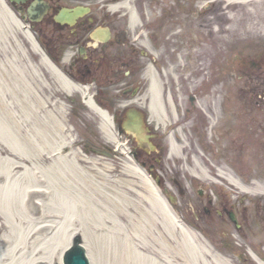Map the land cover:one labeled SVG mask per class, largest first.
<instances>
[{
    "label": "rangeland",
    "instance_id": "1",
    "mask_svg": "<svg viewBox=\"0 0 264 264\" xmlns=\"http://www.w3.org/2000/svg\"><path fill=\"white\" fill-rule=\"evenodd\" d=\"M122 1H127V5L120 6L118 3ZM246 1L234 3L232 6L225 0L223 2L220 0V2L212 3L209 10L204 6L205 3H209L208 0L66 1L69 7L77 4L90 5L93 9L92 15L97 17L99 25L110 24L113 26L117 38L121 41L138 45V47H142L141 45L150 46L159 58L168 59L169 62L174 63L173 72L175 75L172 80L176 88L175 99L178 102V113L173 120L172 114L166 111L163 126L154 127L156 121L147 124L150 128L154 127L150 133L156 134L154 135L156 138L150 139L162 146L163 156L160 158V164H158V153H146L143 158L148 163L153 164L155 168H158V171L165 176L167 181H172L171 187L174 192L173 184L181 185L178 174L184 176L182 180L186 188L182 187V190L179 188V192L172 194L184 216L195 221L196 230L199 233L196 238L197 242L200 241L207 248L209 245L211 251L222 254L232 264H257L250 256V251L256 255L258 254V259L264 262V199L260 198L262 195L255 197L254 192L239 191L236 194L228 186H221L213 171L217 170L216 168L220 166L219 163H222L223 166L229 164L231 177L238 180L242 186H264V151L262 150L261 154L259 152L260 157L258 159L251 160L252 147L245 145L238 151L239 159L236 156L235 159H231L229 162H221L217 156L208 153L201 131L194 130L197 125L204 122L198 120V124H196L197 122L193 121L195 108L186 114L184 109L190 105L188 97L193 95L195 96L194 105L200 106L204 110L206 107L220 106L218 118L216 119V116L210 119V121L217 122L218 120L219 122L223 113L231 111L233 107L260 106L254 103V96L252 97V93L247 86L253 84L254 78H261L255 75L259 73V76H261L262 74L258 71V68H264V33L259 28L260 17L264 15V0ZM115 6L120 7L110 8ZM251 7H255L257 10L254 17L247 13V10ZM129 8L134 10L138 17V25L134 28L129 26ZM259 12L262 14H259ZM257 14L260 17H257ZM225 18H228V21ZM248 23L252 24L257 31L254 33L248 29L244 31V26ZM40 25L44 27L41 35L45 40L51 38V41L56 43L58 35L54 33L55 31H52L46 24L41 23ZM27 30H29L27 24L19 21L7 9L4 1L0 0V77L8 81L14 88L9 90L2 87V92H11L12 97L10 98V104L0 106V132L2 134L5 131L2 130L3 124L12 120L14 127L8 132L12 135L9 141L14 149L13 151H18L17 153L16 151H10L0 140V170H2V161L5 157H9L13 160V163L20 165V167L13 170L18 174L26 168L40 164L41 159L38 155L33 161L26 159L29 151L28 142L31 134L34 133L31 139L38 147L41 145L42 140L38 135L37 127L41 126L44 110L48 109L53 110L64 125L61 131V136L64 143H66L64 154L72 150L76 156L88 159L87 165H89V160L92 159L94 162L90 165L100 170L107 167L103 164H109L103 175L105 176L104 180L109 182L108 185H113L114 177L121 174L124 165L134 166L129 158V149L133 148L139 154H143L142 151L136 146L135 139L129 135L119 137L114 142L111 141L113 149L111 148V142L104 139L99 128L102 118L85 104L86 98L82 93L72 91L71 96V92L68 94L61 88L55 76L43 63L41 52L32 48V44L26 36ZM67 34V31L62 30L60 35L66 36ZM33 37L36 40L35 34ZM173 47L176 52H171L168 58V53ZM188 48L193 49L196 55L207 53L208 59L205 62L202 61V64L196 60H191V56L186 57V53L183 54ZM217 50L220 52L219 56H216ZM253 67L254 70H252ZM195 68L200 69V76L194 79V83L190 87V77L193 76ZM221 69L223 70L222 76L220 74ZM188 72H191L189 77L187 76ZM217 77H219V81ZM256 96L257 100L264 101L263 94ZM69 97L70 99L73 97L70 103ZM39 99H42L43 102L46 100L49 106L38 104ZM53 101H55L54 104H52ZM31 105L35 111L33 120H30L28 115ZM55 107H58L57 110ZM100 107L103 108L102 105ZM165 107L168 108L166 101ZM214 111L216 113V110ZM143 112L145 115L147 114L145 110ZM228 124H230L229 121ZM211 129L214 130L213 125ZM169 138H172L184 149H182L181 156L177 159L171 157V155L175 158L177 156L170 152ZM73 139H75L74 143H72ZM206 139L209 140L207 137ZM215 144L216 140L214 139L211 145ZM114 149H117V151L115 152ZM95 150H108L111 151L113 156H99L94 152ZM194 158H197L200 167L206 170V175L196 180L197 184L191 182L194 177L190 175L191 172L188 170V168L195 165ZM102 165L103 167H101ZM134 180L137 181V178L135 177ZM114 185L120 188L119 185ZM197 185H202L201 188L204 191L207 189L206 187L211 189L208 195L213 198V204L206 205L210 209L208 214H205L202 210V206L207 204V200H201L193 187ZM114 190L117 194V198L114 200L118 203L119 198L122 200L121 196L124 193L121 192L122 188ZM44 192L39 193L45 196ZM46 192L48 193L47 196H42L43 210L46 217L53 221L52 226L44 231L47 227L43 225L41 231V227L36 226L38 220L29 216L22 217L24 221L22 230H27L30 224L29 236L26 238V244H31L29 246L30 263L38 258L39 254L42 255L44 252L49 251L48 245L55 240L53 235L58 226V220L61 219L53 200L54 192L52 190ZM125 195L129 196L137 206L131 204L130 207L138 210L147 209V202H143L133 191H129ZM160 206H163L166 211L163 203L159 202L158 207ZM223 206L232 207L241 227L236 229L228 218H222L216 212V209H222ZM133 208L130 209V213L136 216ZM39 212L40 210L37 211V214ZM117 212L119 213L117 209H113L110 213L116 217ZM159 219L158 215H154V225L151 226L145 237L147 246H142L141 241L136 238L139 242L137 246L142 252L154 251L152 253L159 256H162L161 252H164V254L171 253L175 264H188L181 260L182 257L177 246V242H179L177 238L181 239L179 227L174 226L173 236L175 238L172 239L171 235L163 232ZM127 220L129 219L127 218ZM127 220H124V222H127ZM124 222L122 221L126 225ZM77 225L78 218L70 217L68 228L74 232L73 229ZM118 228L122 233L126 229L129 230L130 225L128 224L126 229L121 228L119 225ZM217 228L221 229L218 236ZM108 230L114 237L117 236V229L111 230L108 228ZM129 233H132V230H129ZM224 237H231L232 243ZM63 239L65 240L66 236H63ZM221 239L224 241L221 242ZM161 245L163 251H161ZM14 249L15 257L27 253L26 249L23 251L18 250L16 247ZM57 251L54 252L55 257L59 255ZM101 260L105 263L106 261H112L109 252L106 251V255Z\"/></svg>",
    "mask_w": 264,
    "mask_h": 264
},
{
    "label": "bare ground",
    "instance_id": "2",
    "mask_svg": "<svg viewBox=\"0 0 264 264\" xmlns=\"http://www.w3.org/2000/svg\"><path fill=\"white\" fill-rule=\"evenodd\" d=\"M225 1L232 4V6L236 2H240V0ZM217 2H220V0H213V3ZM13 4L16 6L17 10H21L20 5L22 3L13 2ZM118 4L124 7L127 5V1H122ZM120 6L110 8L116 9ZM256 12L257 10L255 7H251L247 10V13L252 17L255 16ZM259 14L262 13L259 12ZM257 17L260 16L257 14ZM128 18L131 28L138 25L137 14L134 10H130V8ZM263 18L264 15L260 17L261 21L259 23V28L262 33H264ZM225 19L228 21V18ZM247 29L252 33L257 31L250 23L244 26V31ZM26 36L32 43V48L40 51L38 45H35L36 42L29 31H26ZM185 53L186 52L183 54ZM217 55H220L219 50L216 51V56ZM157 57L158 55L154 53L153 59ZM191 60H196L194 51L191 53ZM42 61L55 76L62 89L67 93L77 89L85 96L86 105L96 111L102 118L101 130L103 131L104 139L114 140L110 115L103 109L98 108L91 97L88 96L87 92L74 86L63 78V76L44 59ZM152 66L149 65L144 74V78L147 82L146 90H142L141 93L139 92L137 95L133 96L132 99L135 100L134 103H137L139 106L145 105V108L150 114V121L153 119L156 120L157 123L164 124V111L170 112L176 117L171 103L170 107H165V101L168 105V101L175 99L176 88L173 86L171 90L169 87L170 84H168L170 83L169 79L166 76L164 78L162 75L158 74L154 66ZM195 72H198L197 68H195ZM187 76H191V72H188ZM2 87L9 90L14 89L8 81L0 77V106L3 104H10V98L12 97L11 92H2ZM170 90L172 92L169 93ZM175 101L176 99L174 103L178 111V102ZM54 103L55 101H53L52 104ZM38 104L49 106V103L46 100L43 102L42 99L38 100ZM55 108L57 110L58 107ZM135 114L136 121L134 122H136V124L137 122L141 124L139 121V119H141L140 114ZM28 115L30 120L35 118V111L32 105L28 110ZM42 120L41 126L37 127L38 135L40 140H42L41 145L38 147L34 144L35 142L31 139L34 136V133H32L28 142V155L26 156L27 160L33 161L38 155L41 159L40 164L34 165L31 168H26L18 174L13 170L20 167L19 164L13 163V160L9 157H5L2 161V170H0V264H32L37 261L33 260L30 263L29 246L31 244H26V238L29 236L28 231L30 230V224L27 230H22L24 225L22 217H36L38 220L36 226H40L41 231L43 230V225L47 227L44 231L52 226L53 221L46 217L44 210L40 207V205H43V198L39 192L47 190H52L55 194L53 200L56 204V211L60 214L61 219L58 220V226L53 235L55 240L48 245L49 251L44 252L40 256V260L48 261L53 257L55 251H63L66 248L70 235L73 233L72 229L70 230V228H68L69 219L70 217H76L78 218V225L73 230L74 232L80 231L82 233L91 264H175L173 257H171V253L164 254V252H161L162 256H159L158 254L152 253L154 252L152 251L149 256L139 251L137 247V243L139 242L134 241V238L137 237L141 241L142 244H140L142 246H147L145 237L151 226L154 225V215L160 217L159 220L163 232L171 235V237H173L172 239L175 238L173 236L174 226H177L168 211L166 210V212L161 206L158 207L160 199L149 180L140 170L130 165L123 166L121 174L113 179V183L119 185L120 188H117L114 184L108 185L109 182L104 180L105 176L103 175V171L90 165L94 162L92 159L89 160V165H87L88 159L76 156L72 150L64 154L66 143H64L61 136L64 125L53 110L45 109ZM3 125L2 130L5 131L2 134L0 132V140L10 151H16L17 153L18 151H13L14 149L10 145L9 138L12 137V135L8 133L13 129L14 123L10 120ZM33 129H35V127H33ZM169 144L170 152L177 156L175 158L171 155V157L174 159L179 158L184 150L182 146L174 142L172 138L169 140ZM194 162L195 165L188 168V170L192 175L202 178L206 175V170L200 167L197 158H194ZM104 165L107 166L105 168H108L109 164L105 163ZM220 175L225 176L229 182L235 184L238 190L254 192L256 196H260L264 193V186H242L234 179L229 178L226 173L222 174L221 172ZM135 177L137 181L134 180ZM121 188V192L124 194L121 196L122 200L119 198V202L116 203L114 199L117 198V194L114 189L118 190ZM129 191H133L143 202H147V209L138 210L130 207L129 205L131 204L134 206L136 205L129 196L125 195V193ZM109 193L113 195H109ZM112 207H114L113 209L118 208L128 217L131 223L130 229L135 237L130 233L120 232L118 221H116L114 216L110 213L111 210H113ZM131 208L135 210L136 216L130 213ZM38 210H40V212L35 216ZM139 214L140 217L138 218ZM108 228L111 230L117 229V236L114 237ZM180 233L181 239H179V237L177 238L179 240L177 246L180 250L181 260L183 262L188 264H232L225 256L211 251L209 246L207 248L206 245L202 244L200 241L193 243L192 239L188 236L190 234L184 229L180 228ZM63 236H66L65 240ZM162 245L164 246V244ZM15 247L21 251L26 249V255L13 256ZM106 251L109 252V257L112 261H106L105 263L101 258L106 255ZM161 251H163V249ZM250 255L257 264H264L253 252H250Z\"/></svg>",
    "mask_w": 264,
    "mask_h": 264
},
{
    "label": "flooded vegetation",
    "instance_id": "3",
    "mask_svg": "<svg viewBox=\"0 0 264 264\" xmlns=\"http://www.w3.org/2000/svg\"><path fill=\"white\" fill-rule=\"evenodd\" d=\"M55 3L51 4L50 11L56 9ZM95 19L85 18L79 21L78 27L83 30H89L95 24ZM114 33V32H113ZM53 47V52L58 53L66 49H72L73 55L71 57L68 69L77 78L89 83V85L96 90L106 89L107 87L118 88L119 93L127 94V92L136 87V76L140 75L144 69L141 61V51L136 45H131L125 42H98L92 45H49ZM83 49V50H81ZM261 72L260 79L253 80L252 92L255 95L263 94L264 92V68H258ZM134 78L133 80H131ZM256 91H255V89ZM260 106L235 107L227 117L228 122L224 121L222 116L218 123L217 129V145L215 151L211 149L215 155L221 159L231 160L236 156L239 159V149L242 146L252 147L251 160L258 159L259 152L264 151V102H258ZM224 125H228L225 129ZM227 140V141H226ZM228 148L229 155H228ZM226 149V150H225ZM239 156V157H238ZM209 200V198H208ZM209 205L212 204L210 200ZM234 208V207H233ZM205 214L210 213V209L203 207ZM232 207H222L219 215L222 218H227V212ZM217 231H221L217 228ZM221 242L224 240L221 239Z\"/></svg>",
    "mask_w": 264,
    "mask_h": 264
},
{
    "label": "water",
    "instance_id": "4",
    "mask_svg": "<svg viewBox=\"0 0 264 264\" xmlns=\"http://www.w3.org/2000/svg\"><path fill=\"white\" fill-rule=\"evenodd\" d=\"M14 2H25L26 0H12ZM47 4L43 0L33 1L27 10V15L31 20H38L47 10ZM87 11L85 7H75L72 9L63 8L55 16V20L60 23L73 24L75 19ZM63 264H89L85 249L81 245V239L75 237L71 247L63 254Z\"/></svg>",
    "mask_w": 264,
    "mask_h": 264
}]
</instances>
